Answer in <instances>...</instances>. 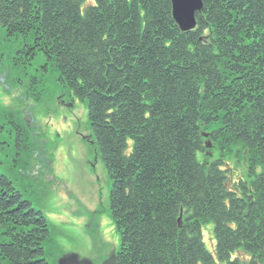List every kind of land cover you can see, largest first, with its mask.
Returning <instances> with one entry per match:
<instances>
[{
    "label": "trees",
    "instance_id": "trees-1",
    "mask_svg": "<svg viewBox=\"0 0 264 264\" xmlns=\"http://www.w3.org/2000/svg\"><path fill=\"white\" fill-rule=\"evenodd\" d=\"M202 1L183 31L171 0H0V26L26 55L9 71L44 56L40 67L88 101L113 180L117 264H264V0ZM12 123L17 164L34 151L23 118ZM207 141L238 149L248 175L200 161ZM52 245L46 217L0 174V264H56Z\"/></svg>",
    "mask_w": 264,
    "mask_h": 264
},
{
    "label": "rangeland",
    "instance_id": "rangeland-1",
    "mask_svg": "<svg viewBox=\"0 0 264 264\" xmlns=\"http://www.w3.org/2000/svg\"><path fill=\"white\" fill-rule=\"evenodd\" d=\"M23 50L22 38L7 34L0 26V79L9 88L17 86L11 93L0 82V124L5 127L0 139L11 144L5 145L0 156V174L8 177L24 199L48 220L54 239L51 263L62 253L92 260L112 257L121 248V236L110 215L113 180L89 126L88 101L80 100L70 108L58 102L60 85L56 69L50 67L48 72L41 69L42 74L36 71L44 56L26 61L22 72L9 71L13 58L26 57ZM31 75H37L42 82L38 89L27 93L22 86L18 87L17 78L30 81ZM35 93L42 99L37 100ZM26 110L36 122L33 134L38 150L43 152L38 164L32 161L37 167L32 173L19 172L11 163L15 147L14 139L10 138L12 121L16 113L23 118ZM239 154L238 149L232 153L214 146L205 155L199 152L197 157L200 161L223 159L231 177H246L248 164ZM202 234L207 249L214 253V223L204 224Z\"/></svg>",
    "mask_w": 264,
    "mask_h": 264
},
{
    "label": "water",
    "instance_id": "water-1",
    "mask_svg": "<svg viewBox=\"0 0 264 264\" xmlns=\"http://www.w3.org/2000/svg\"><path fill=\"white\" fill-rule=\"evenodd\" d=\"M173 17L183 31H189L196 27V15L203 9L202 0H171ZM210 145V144H208ZM58 264H93L89 259H80L76 254H68L61 257ZM103 264H117L115 256L104 261Z\"/></svg>",
    "mask_w": 264,
    "mask_h": 264
},
{
    "label": "flooded vegetation",
    "instance_id": "flooded-vegetation-1",
    "mask_svg": "<svg viewBox=\"0 0 264 264\" xmlns=\"http://www.w3.org/2000/svg\"><path fill=\"white\" fill-rule=\"evenodd\" d=\"M41 68H39L37 71H40ZM38 82V78L36 77V75H31V79L30 81L26 84L23 85V81H21V85L24 87L25 91L27 93H30L31 90L36 86V83ZM4 86L6 88H9V86L5 85ZM59 99H61V101L64 104H68L70 102L73 103V106L76 105V103L79 101L78 97L74 95L73 91H69L67 88L60 86V93L57 96ZM26 113H28V111L26 110ZM32 124V123H30ZM82 138L85 140V136H82ZM88 139V138H87Z\"/></svg>",
    "mask_w": 264,
    "mask_h": 264
}]
</instances>
